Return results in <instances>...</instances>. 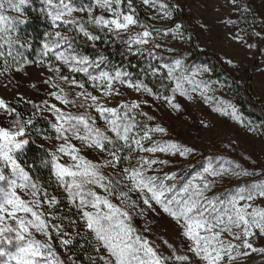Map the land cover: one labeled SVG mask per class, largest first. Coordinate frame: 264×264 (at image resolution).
<instances>
[{"label": "rangeland", "instance_id": "rangeland-1", "mask_svg": "<svg viewBox=\"0 0 264 264\" xmlns=\"http://www.w3.org/2000/svg\"><path fill=\"white\" fill-rule=\"evenodd\" d=\"M53 2L56 3L58 0H53ZM71 2L77 7L93 6L94 15H104L106 18H110V13L95 7L94 0H71ZM133 2L142 11L141 17L138 16ZM161 4L168 6L167 15L165 14L166 10L160 7ZM45 5L48 7L47 3ZM132 5L135 9L134 18L139 23L130 26L128 30H121L117 33L125 38V43L130 50L151 61L149 67L152 73L156 70L157 78H162L163 86L160 85L158 89L154 90L148 86L145 78H134L124 68L113 67L109 63L100 64L98 68L89 67L87 73L72 72L68 65L57 61L53 54L64 52L65 55H72L71 48L66 42L62 41L59 48H53L47 55L44 49L46 43L51 46V41L57 39L54 35L50 37L49 33L54 34L55 31H61L64 34V30H68L65 26L58 22V27L52 26L53 29L49 30L48 27L42 25V38L31 42V38L24 34L26 31L20 29L21 20L27 19V17L22 12H9L6 15L16 17L14 30L10 33L15 42L9 44L0 40V52L4 53L3 56H0V99L5 102L8 108L12 109V105L23 104L30 106L31 111L27 115L16 114L15 110L11 114H7L6 109L0 108V127L15 130L13 126L15 119L26 122L31 118L33 124L27 126L24 138L45 148L51 156V164L52 155L55 153L60 163L72 165L75 162L71 160L70 156L57 152V148L64 141L56 139L57 133L53 125L57 121L55 113L49 110L51 105L55 104L66 114L87 111L95 120L96 126L106 129L107 125L95 108H79L72 104H62L51 93L66 96L69 100L87 105L92 103L91 99L85 101L83 96L78 95V93L86 91L99 97L98 103L104 107L119 108L123 104L132 102L140 104V107L131 113L139 124L147 123L153 127L158 124L167 130L166 134H152L154 140L174 141L194 149L186 157L169 153L154 154L155 158L168 162L163 165H153V168L159 169V172L149 174H158L163 177L166 173L168 175L175 173L179 181L178 188L202 173L208 166L209 157L223 156L225 159L241 164L249 171L264 172V128L259 122L244 114L239 104L236 87L224 77L219 76L211 64L194 56V49L198 47L204 54L217 58L234 77L241 81L250 78L248 87L251 90V95L261 107H264V0H236L235 3L232 0H155V4H144L143 0H132ZM121 10L125 13L131 12L128 0H122ZM31 11L33 13L41 12V8L33 7ZM178 13H182L185 17L188 23L187 29L180 22ZM73 15L85 22L88 19L86 12H76ZM48 20L52 25L49 17ZM177 25L181 26L180 35H174ZM145 28L152 33L147 38L149 43L145 45L128 43L138 33H142ZM255 33H260V36ZM237 36L242 40L234 38ZM157 44L160 46L156 47ZM250 44L255 47L249 48ZM9 51L13 52L15 58L7 55ZM177 59L183 61L185 68L188 69V75L198 68L209 69L208 72L197 75L195 79L203 80L210 85L211 91L208 95L213 97L211 101L205 102L199 91L191 92L192 86L188 84H185L184 87L189 89L193 99L188 100L186 97L180 96L179 92L175 93L173 103L181 105L179 110L173 109L163 99L164 96H172V89L176 86L175 81L168 78L165 65H171ZM229 60L231 63H228ZM89 61L95 63L99 60L89 59ZM57 67L60 68L59 74L55 71ZM101 72H107L112 76H115L117 72L127 74L122 76L125 83L121 84L119 81H115L111 94L105 95V82L93 81L89 77V73L92 76H99ZM79 74L82 77H79ZM61 76H67L69 79L62 80ZM73 79L77 81V84L70 82ZM127 81L143 82L152 89L154 95H148L142 90L136 91L134 88L128 87ZM79 83L84 85L83 89L78 87ZM53 85L56 86L53 87ZM155 95H159L160 99H156ZM219 100L230 101L234 104L240 120H234L231 116L213 111L216 101ZM138 113H147L153 116L154 120L147 121L146 116L138 115ZM250 128H255L256 131H251ZM140 131L137 128L133 134ZM107 134L114 137L111 132ZM67 135L70 137L68 143L79 149V155L86 159L101 165L112 159L107 152H101L95 147L89 148L80 140L71 138L70 133ZM144 143L145 146H151L148 141ZM22 150H18L15 156L20 166L29 173L28 167L22 163L20 158ZM119 155L121 157L128 156L129 152L125 149ZM151 155L153 154L134 151L131 153L133 157L131 160H122L115 169L106 167L102 168V171L109 178L120 180V187L127 192L131 184L122 170L130 165L138 166L137 161L141 156ZM213 164H216L215 159H213ZM0 170H3L4 175L9 179L14 178L11 166H6L3 161H0ZM53 172L55 175L54 168ZM260 178L209 177L210 180L215 179V186L206 195L227 199L239 187H247L250 181ZM65 180L70 181L71 178L65 177ZM31 182L37 185L38 191L35 199L40 201V206L36 210L44 214L42 218L48 224L51 239L49 240L42 233H37L35 229H30V231L42 243L52 244V250L56 257L62 261V264H72L71 244L74 239L80 237L81 242L86 241V243L92 239L85 226L82 212H78L79 198L77 197L75 202L70 201L65 190L66 186L57 179L56 175L54 180L49 181L47 185H43L33 178H31ZM168 183L172 182L168 181ZM124 185H128V187H124ZM0 188H7V181H0ZM94 190L101 196H107L114 204L122 208L127 206V203L122 202L116 194L109 195L98 186H94ZM29 191V189H17V193L26 201L33 199L27 194ZM129 195L132 200H137L136 192H130ZM53 197L57 201L55 204L50 203ZM243 203L245 202L242 201L241 204ZM253 206L264 207V198L258 197L253 202ZM141 208L145 209L143 216L136 214ZM129 211L133 217V227L136 228L137 225L141 228L143 236L157 248L161 255L172 256L173 251L177 254H187L189 257L193 255L188 251L191 242L182 235L181 228L175 221L166 213H162L158 206H156V211H148L147 206L140 202V208L129 209ZM19 215L24 214L19 213ZM28 218H31L30 214H28ZM9 222L14 224L13 221ZM57 229H62V238L72 240V243L62 245L60 239L57 238ZM63 232H66L67 235H63ZM86 236L87 240L84 238ZM249 239L254 247L264 248V238L257 239L253 236ZM90 247L92 258H96L98 254L93 250L92 245ZM247 251L250 254L247 257H238L235 264H264V254L251 252L250 249ZM171 264H184V262L173 260ZM197 264H201V262H197Z\"/></svg>", "mask_w": 264, "mask_h": 264}, {"label": "snow or ice", "instance_id": "snow-or-ice-1", "mask_svg": "<svg viewBox=\"0 0 264 264\" xmlns=\"http://www.w3.org/2000/svg\"><path fill=\"white\" fill-rule=\"evenodd\" d=\"M29 0H0V40L5 43H14L15 40L10 33L14 30L16 17L6 15L9 12L21 13L23 7ZM233 3L236 0H232ZM46 14L52 21L53 27H58V22L69 30H78L89 40L95 41L99 36L94 35L88 29V25L99 27L102 30L119 32L128 30L130 26L137 25L139 22L134 18L135 9L132 0H128L130 13L121 10L122 0H94L95 7L101 11L110 13V18L104 15H94L93 6H75L71 0H46ZM144 4H155V0H143ZM165 9L167 15L168 6L160 5ZM86 12L87 21L77 19L73 13ZM231 22V21H230ZM144 27V25H141ZM180 25L176 26L174 35H180ZM57 39L51 41V46L44 45L45 54L51 52L53 48H59L61 42H69V37L61 31L49 33ZM152 33L145 28L142 33H138L134 39L128 41L129 44L145 45L149 43L147 39ZM260 36V33H255ZM242 40L241 37H234ZM160 45H156L159 47ZM249 48L255 45H248ZM74 53V50H73ZM57 61H62L68 65L72 72H88L89 67L98 68L103 62V57L95 63L90 62L87 57L78 54L65 55L64 52L53 53ZM4 53L0 52V56ZM9 57H14L13 52L7 53ZM231 63V60L228 61ZM167 76L175 81V88L172 89V96H164L163 99L173 108L179 110L181 105L173 103L175 93L192 100L191 92L199 91L205 102H209L213 97L208 93L211 91L210 85L203 81H197L195 77L209 71L208 68H198L188 75V69L185 68L183 61L177 59L171 65H165ZM57 74L60 68H56ZM156 74V70L153 71ZM117 72L115 76L107 72H101L99 76L89 77L93 81L105 82V95H110L115 81L121 84L125 83L122 76ZM62 80L67 81V76H61ZM77 84L76 80L70 81ZM128 87L136 91H143L148 95H154L143 82L133 83L127 81ZM191 85V92L184 85ZM56 85H53L55 87ZM78 87L83 89L82 83ZM95 87V85H94ZM119 94V93H117ZM62 104L79 108H95V111L104 119L107 128L102 129L96 126L93 117L87 112L72 114L65 113L55 104L51 105L49 110L55 113L57 123L53 125L57 133L56 139L63 140L57 152L64 153L71 157L75 163L67 165L59 162L55 153L52 155V166L55 169L57 179L64 184L70 201L75 202L79 198L78 212H82L85 226L92 237L88 241L93 246V250L98 254L96 258H90L91 264H171L173 260L184 262V264H235L238 257H247L251 252L264 254V248H257L249 238L255 236L257 239L264 238V207H254L253 202L259 197L264 198V172L249 171L239 163L225 159L223 156L209 157L208 166L203 172L193 177L192 180L183 183L177 187L179 181L177 175L167 173L161 177L158 174L159 169L153 168V165L167 164V160L155 158L156 153H169L186 157L194 149L181 143L168 140H154V133L166 134L167 130L160 126H149L147 123L139 124L135 116L131 113L140 107V104L132 102L123 104L119 108L104 107L98 103L99 97L86 91L78 93L83 96L85 101L91 99L92 103L85 105L75 100H69L66 96H60L51 93ZM160 99L159 95H155ZM46 103V102H45ZM0 108L6 109L7 114L14 112V109L8 108L5 102L0 99ZM213 111L220 112L222 115L231 116L234 120H240L236 106L230 101H216V107ZM147 117V121H153L154 117L147 113H138ZM30 118L26 122L20 119L13 121L15 130L0 127V161L6 166H11L13 179H9L0 170V181H7V188H0V264H62L52 250V244L41 242L36 239L30 229H35L37 233H42L49 240L51 233L48 230V224L43 219V213L36 209L40 206V201L36 200L37 185L31 182L29 173L17 161L15 153L23 149L29 143L25 139L26 128L32 125ZM139 128L141 131L133 134L134 130ZM256 131L255 128H250ZM111 132L113 136L107 133ZM71 138L80 140L87 147H95L101 152H107L112 159L104 164H98L79 155V149L69 144V135ZM142 133V134H141ZM145 141L150 142L151 146H145ZM122 142V143H121ZM129 152L128 156L121 157L119 153L123 150ZM138 151L141 153L153 154L151 156H141L137 161L138 166H129L124 168L123 174L131 184L128 191L119 190L117 186L120 180H114L106 176L102 168L111 167L115 169L122 160H131V153ZM213 159L216 164H213ZM70 177L71 180H65ZM224 177H261L260 179L249 182L247 187H239L227 199H221L219 196L209 197L206 195L214 186L215 179ZM171 181L172 183H168ZM94 186L103 188L109 195L116 194L122 202H126V207H120L114 204L107 196H101L94 190ZM17 189H29L27 193L33 199L26 201L17 193ZM130 192H136L137 200H132ZM244 201L245 203L241 204ZM56 198L51 199V204H55ZM140 202L147 206L148 211H156V206L166 213L181 228L182 235L190 241L188 251L193 255L177 254L173 251L172 256L161 255L157 248L138 233L133 227L132 215L129 209L140 208ZM251 208V211L249 209ZM91 209V210H86ZM145 209L141 208L136 214L143 216ZM23 213L24 215H19ZM28 214L31 218H28ZM58 219V217H56ZM9 221H13L10 223ZM62 229H57V238L62 245H69L72 240L62 238ZM63 235H67L63 232ZM227 237V238H226ZM87 240V236L84 237ZM230 238V239H228ZM239 243H235V242ZM167 243V241H165ZM171 247V245H169ZM74 264V262H73Z\"/></svg>", "mask_w": 264, "mask_h": 264}, {"label": "trees", "instance_id": "trees-1", "mask_svg": "<svg viewBox=\"0 0 264 264\" xmlns=\"http://www.w3.org/2000/svg\"><path fill=\"white\" fill-rule=\"evenodd\" d=\"M46 0H29V2L23 7L22 13L27 19L21 20L20 29L26 31V36L31 38V42L37 41L42 38L43 30L42 25L52 30L51 22L48 20L46 14ZM138 16H142V11L133 2ZM33 7L41 8V12L33 13L31 9ZM180 22L187 29L188 23L182 13H178ZM146 20L145 18H143ZM89 31L94 35L99 36L98 40L92 41L80 33L78 30H64V34L69 37L67 45L71 48L72 54H78L79 56L87 57L88 59L100 60L103 57L101 64H110L113 67H122L127 70L134 78H140L147 80L148 86L152 89H158L163 86L162 78H157L158 75L153 76L151 68L149 67L151 61L139 54H135L130 50L125 43V38L115 31L102 30L99 27L88 25ZM188 32H190L188 30ZM28 34V35H27ZM192 35V34H191ZM194 38V36L192 35ZM74 50V53H73ZM194 56L202 61L208 62L216 70L219 76L224 77L230 83L236 87L237 97L239 104L245 115L253 118L259 122L264 128V107H261L249 89L250 78L246 81L234 77L217 58L204 54L196 47L194 49ZM82 77L81 74L78 75ZM156 79H153V78ZM82 79V78H81ZM12 109L16 114L27 115L31 111V107L28 105H12ZM97 118V117H96ZM99 120V119H98ZM48 126V125H46ZM22 163L26 164L30 177L47 185L49 181H53L55 178L53 167L51 164V156L49 152L41 147L39 144L29 142L20 153ZM117 190H122L120 185L117 186ZM138 233L143 234L141 228L136 225ZM80 237H76L71 244L72 264H91L90 258H92L91 247L89 243L81 242Z\"/></svg>", "mask_w": 264, "mask_h": 264}]
</instances>
